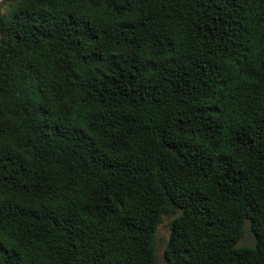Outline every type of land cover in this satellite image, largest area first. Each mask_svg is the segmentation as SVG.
<instances>
[{
	"label": "trees",
	"instance_id": "1",
	"mask_svg": "<svg viewBox=\"0 0 264 264\" xmlns=\"http://www.w3.org/2000/svg\"><path fill=\"white\" fill-rule=\"evenodd\" d=\"M164 219L264 264V0H6L0 264H156Z\"/></svg>",
	"mask_w": 264,
	"mask_h": 264
},
{
	"label": "rangeland",
	"instance_id": "2",
	"mask_svg": "<svg viewBox=\"0 0 264 264\" xmlns=\"http://www.w3.org/2000/svg\"><path fill=\"white\" fill-rule=\"evenodd\" d=\"M168 235H169L168 220L164 219V221L156 229V232L153 237L156 264H164L163 250L165 243L168 239ZM253 243L254 242L251 233L249 232V230H246L243 239L239 241L238 245L252 246Z\"/></svg>",
	"mask_w": 264,
	"mask_h": 264
},
{
	"label": "water",
	"instance_id": "3",
	"mask_svg": "<svg viewBox=\"0 0 264 264\" xmlns=\"http://www.w3.org/2000/svg\"><path fill=\"white\" fill-rule=\"evenodd\" d=\"M6 2V0H0V8L3 7L4 3Z\"/></svg>",
	"mask_w": 264,
	"mask_h": 264
}]
</instances>
